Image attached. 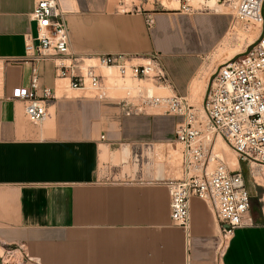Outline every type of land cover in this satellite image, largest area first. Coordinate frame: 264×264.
Wrapping results in <instances>:
<instances>
[{
	"label": "crops",
	"instance_id": "crops-1",
	"mask_svg": "<svg viewBox=\"0 0 264 264\" xmlns=\"http://www.w3.org/2000/svg\"><path fill=\"white\" fill-rule=\"evenodd\" d=\"M36 2L0 0V248L23 247L17 264H264V210L251 209L252 223L237 228L221 253L210 202L193 197L190 227L173 223L167 182L177 168L167 156L181 116L132 112L131 100L102 104L81 94L86 88L74 87L70 74L60 76L52 59L40 64L36 90L48 96L50 116L28 120L12 93L31 85L26 38L37 32ZM66 21L75 56L147 53L130 18ZM172 28L159 18L156 44L164 52L177 43ZM166 62L171 83L164 87L182 95L192 67Z\"/></svg>",
	"mask_w": 264,
	"mask_h": 264
},
{
	"label": "built area",
	"instance_id": "built-area-1",
	"mask_svg": "<svg viewBox=\"0 0 264 264\" xmlns=\"http://www.w3.org/2000/svg\"><path fill=\"white\" fill-rule=\"evenodd\" d=\"M179 10L202 11L209 1L231 3L240 21L260 24L256 41L248 46L246 54L221 64L212 74L207 97L203 102L205 124L198 109L188 104L185 97L174 93L166 96L140 94L132 101V112L145 107L163 109V112L182 117L177 127L176 140L183 144L184 171L181 177L167 182L170 193L171 217L175 225L188 229L191 224V199L195 196L210 202L221 226L220 253L234 231L252 223V196L239 171H229L224 161L214 154V136L222 137L240 158L264 165V0H176ZM182 10V11H183ZM64 10L58 0H37L32 19L37 24L36 35L26 38L27 58L33 62L31 85L13 90L12 98L24 102L25 114L31 123L39 124L49 116L47 99L36 94L42 62L55 60L60 76L70 74L74 87L86 88L87 80L101 87L103 76L95 66L85 73L72 61L78 58L70 49V32ZM147 24L153 26L154 19ZM146 63H133L128 54H103L101 65L113 66L120 76L143 81L153 80L168 85L171 76L161 55L145 58ZM69 61L70 63H66ZM0 264H17L24 254L21 246L4 249Z\"/></svg>",
	"mask_w": 264,
	"mask_h": 264
},
{
	"label": "rangeland",
	"instance_id": "rangeland-1",
	"mask_svg": "<svg viewBox=\"0 0 264 264\" xmlns=\"http://www.w3.org/2000/svg\"><path fill=\"white\" fill-rule=\"evenodd\" d=\"M65 17L75 15H111L113 17L123 16L131 19V25L141 27L144 32V39L148 43L144 56L132 55L133 63H146L145 58L152 54H159L163 58L164 65L167 58H175L183 61L192 67V75L188 79L186 90L182 93L188 104L198 109V115L204 117L203 102L207 97L210 86V77L213 72L223 62L228 61V57L235 55L234 60L242 57L259 35V26L256 23L243 22L237 19L236 11L229 2L216 5L221 12L211 9L202 11L179 10L166 7H178L176 0H58ZM166 3L164 7L161 3ZM170 3V4H169ZM174 5V6H173ZM163 17L168 23L173 24L172 34L177 42L173 47L165 48L164 52L156 44V37L162 38V33L158 29L159 18ZM153 18V26L147 24V19ZM72 32V31H71ZM253 38V39H252ZM253 41V42H251ZM240 47V48H239ZM231 48V49H230ZM164 49V50H165ZM237 53V54H236ZM78 60L72 61L76 65L75 71L86 72L90 65L95 66V72L103 76L101 87L90 85L87 80V87L80 91L88 97H102V104H116L123 100L136 102L140 94L153 96L172 95L170 88L157 84L153 80H137L130 76L123 79L117 68L110 71L102 67L99 57L76 56ZM141 57V58H139ZM144 57V58H142ZM94 58V60H90ZM66 63H70L66 61ZM111 74L112 77L106 76ZM207 80L208 86H204ZM112 88L109 89V87ZM154 89V94L149 93V89ZM151 112L163 109L150 107ZM203 124L205 121L201 118ZM214 154L219 156L227 165L229 171H239L242 173L245 184L252 196V210H264V165L259 162L244 160L228 145L221 137L214 136ZM176 149L168 146V162L177 168L175 178L182 176L183 164V144L177 143ZM229 149V150H228ZM227 150V151H226ZM222 151V152H221ZM220 152V153H219ZM228 153V154H227ZM230 154V155H229ZM172 155V157H170ZM231 159V160H230ZM172 160V161H170ZM233 164V165H232ZM0 254L6 257V252L0 248ZM1 260V259H0ZM6 260V259H5Z\"/></svg>",
	"mask_w": 264,
	"mask_h": 264
},
{
	"label": "bare ground",
	"instance_id": "bare-ground-1",
	"mask_svg": "<svg viewBox=\"0 0 264 264\" xmlns=\"http://www.w3.org/2000/svg\"><path fill=\"white\" fill-rule=\"evenodd\" d=\"M164 1H165V0H163V2H164ZM163 2H162L163 5H165V4L167 3V2H166V3L164 4ZM176 2L179 4L178 1H176ZM169 4H170V3H169ZM208 5H209V9H211V10H220L219 8L216 7L217 4H216L215 2H213V1H209V2H208ZM166 6H167V5H166ZM173 6H174V5H173ZM174 7H175V6H174ZM178 8H179V6H178ZM258 26H259V29H260V24H258ZM259 32H260V31H259ZM252 39H253V38H252ZM251 42H253V41H251ZM248 46H249V45H248ZM239 48H240V47H239ZM230 49H231V48H230ZM236 54H237V53H236ZM234 57H235V55H232V56L228 57L227 60H228V61H229V60H233ZM90 60H94V59L92 58V59H90ZM226 62H227V61H226ZM224 63H225V62H223V64H224ZM102 67L107 68V70L110 69V71L113 70V69H115V67H113V66H105V65H102ZM106 76L109 78V81H110L112 75H111V74H110V75L107 74ZM211 81H212V77H211L210 82H211ZM110 88H112V86H110L109 89H110ZM164 88H165V87H164ZM153 92H154V89L150 88V89H149V93H153ZM153 94H154V93H153ZM202 109H203V108H202ZM203 112H204V110H203ZM200 117L203 118V116H200ZM218 137H220V136H218ZM221 138H222V137H221ZM222 139H223V138H222ZM223 140H224V139H223ZM162 145H163V144H162ZM104 147H105V146H104ZM103 150H104V149H103ZM106 150H107V149H106ZM228 150H229V149H228ZM226 151H227V150H226ZM221 152H222V151H221ZM219 153H220V152H219ZM164 154H165V153H164ZM227 154H228V153H227ZM229 155H230V154H229ZM170 157H172V155H171ZM104 159H105V158H104ZM230 160H231V159H230ZM170 161H172V160H170ZM232 165H233V164H232Z\"/></svg>",
	"mask_w": 264,
	"mask_h": 264
}]
</instances>
